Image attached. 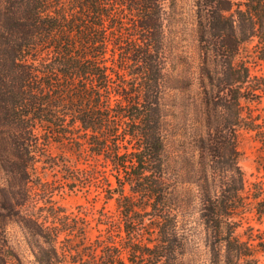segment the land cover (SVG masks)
Wrapping results in <instances>:
<instances>
[{"label": "trees", "instance_id": "obj_1", "mask_svg": "<svg viewBox=\"0 0 264 264\" xmlns=\"http://www.w3.org/2000/svg\"><path fill=\"white\" fill-rule=\"evenodd\" d=\"M194 1L203 112L180 132L167 93L191 82L167 73L174 50L166 0H0L5 190L20 181L24 191L37 158L55 144L96 156L104 197H117L118 221L107 220L85 260L76 250L79 264H186L194 213L212 264L251 255L236 236L246 210L236 139L242 100L264 95V72L252 76L236 57L255 39L264 61V0ZM23 191H10L16 200L3 207L22 205ZM251 199L262 221L264 186Z\"/></svg>", "mask_w": 264, "mask_h": 264}, {"label": "rangeland", "instance_id": "obj_2", "mask_svg": "<svg viewBox=\"0 0 264 264\" xmlns=\"http://www.w3.org/2000/svg\"><path fill=\"white\" fill-rule=\"evenodd\" d=\"M164 12L165 34L172 38L170 45L174 50L167 73L181 78V83L184 79L191 82L188 87L167 93V102L174 104L173 118L182 132L189 130L188 124L203 112L199 102L203 75L197 40V5L194 0H166ZM255 45V39L243 43L236 59L248 65L252 76H261L264 61L258 59ZM249 97L242 100L246 119L244 126L238 128L236 139L237 161L243 177L242 197L246 203L245 212L237 218L240 225L236 236L247 242L251 254L240 264H264V218L257 220L251 199L254 186H264V95L256 93ZM188 141L184 140V146L191 147ZM37 160L24 191L18 186L20 181L5 190L6 175L0 165V264H79L80 255L81 260L86 259L87 246L106 234L107 220L118 221L117 197H104L98 158L86 151L75 154L50 144ZM8 191L25 192L22 205L14 209L3 207L9 198H13L12 204L16 200L15 194ZM191 221L192 237L185 262L212 264L199 214L194 213ZM40 231L44 238L38 235ZM55 232L58 237L54 241Z\"/></svg>", "mask_w": 264, "mask_h": 264}]
</instances>
